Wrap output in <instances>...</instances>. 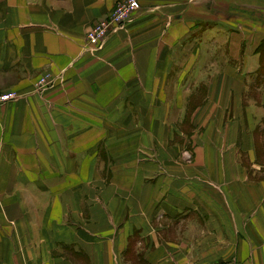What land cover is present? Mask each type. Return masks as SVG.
<instances>
[{
	"label": "crops",
	"instance_id": "1",
	"mask_svg": "<svg viewBox=\"0 0 264 264\" xmlns=\"http://www.w3.org/2000/svg\"><path fill=\"white\" fill-rule=\"evenodd\" d=\"M121 1L0 0V264H264V0H139L86 52ZM148 141L176 165L115 167Z\"/></svg>",
	"mask_w": 264,
	"mask_h": 264
},
{
	"label": "rangeland",
	"instance_id": "2",
	"mask_svg": "<svg viewBox=\"0 0 264 264\" xmlns=\"http://www.w3.org/2000/svg\"><path fill=\"white\" fill-rule=\"evenodd\" d=\"M141 5V4H140ZM112 15V14H111ZM107 19V18H106ZM104 19V20H106ZM104 20H100L98 22L104 21ZM97 22V23H98ZM93 26V25H92ZM91 26V27H92ZM115 33V32H114ZM110 37V36H109ZM41 78V77H40ZM209 79L207 78H200V77H196V78H188V79H183V80H178L176 78H169L166 80L167 83V91H168V97L173 99V103H175V99L177 98V94H175V86L179 84V86H182V90L185 87H189L192 86L194 90V94L191 95L190 99L185 98L186 95L183 93H179L180 97L182 98V100L186 101V99L188 100L189 105L187 106L186 109L181 110V114L180 111L178 109H176L174 111L175 115H172L173 118H180L183 117L184 118V124H186V119L189 121L190 123V118L192 117L193 112H196L197 108L203 103L204 98L207 95V82ZM173 90V91H172ZM187 103V102H186ZM175 116V117H174ZM201 116V112L198 111L195 114V118H198ZM203 116V115H202ZM201 116V117H202ZM149 130L152 129V127L148 126ZM177 128L178 131H180L181 129H189V130H193L196 128V126H189V127H185V126H170V131L171 129L175 130ZM204 135L202 133L196 134L194 139L191 141H193V143L189 144L188 148H184L183 143H181V138H179V136L177 135L176 140L174 142H171L168 144H166L167 150H172L174 151V149H178L179 147L176 145H181L180 149H181V153H186L187 155V160H192V158L189 157V154L191 156L192 153H195L196 148H194L195 146H198L202 143L204 137ZM148 143H151L150 141L147 142V146L142 145L139 146L138 151H136V153H134L130 159H125L122 160V163L119 161V163H117L115 165L116 168L120 167H128L130 164L131 165H140L141 167L146 166V164L148 165H152V162H161L162 165H167V167H171V165H176V161H171L173 160L174 156L171 157L170 153H165L163 155H158V149L159 146L157 145V143H151L153 146L149 145ZM158 146V147H157ZM169 146H172V148H169ZM212 148V147H211ZM195 150V151H194ZM201 154H199V161L197 162L198 165H203V162H201L200 160L203 159V157H200ZM204 156V154H203ZM214 159V158H213ZM212 161V156H210V154H208V162ZM173 162V163H172ZM172 168V167H171ZM145 171H149V169H145Z\"/></svg>",
	"mask_w": 264,
	"mask_h": 264
},
{
	"label": "built area",
	"instance_id": "3",
	"mask_svg": "<svg viewBox=\"0 0 264 264\" xmlns=\"http://www.w3.org/2000/svg\"><path fill=\"white\" fill-rule=\"evenodd\" d=\"M139 0H123L118 3L112 15L101 22L94 24L87 32V43L84 47L86 52L96 53L106 44L111 33L119 31L128 22L133 13L140 8ZM54 79L46 73L36 83L38 90L53 86ZM20 94L13 91L0 92V105L17 100Z\"/></svg>",
	"mask_w": 264,
	"mask_h": 264
},
{
	"label": "trees",
	"instance_id": "4",
	"mask_svg": "<svg viewBox=\"0 0 264 264\" xmlns=\"http://www.w3.org/2000/svg\"><path fill=\"white\" fill-rule=\"evenodd\" d=\"M258 54L260 55V62L262 68L264 67V40L260 43L258 49H257Z\"/></svg>",
	"mask_w": 264,
	"mask_h": 264
}]
</instances>
